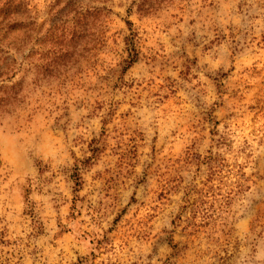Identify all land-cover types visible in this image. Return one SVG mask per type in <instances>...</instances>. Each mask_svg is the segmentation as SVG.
Listing matches in <instances>:
<instances>
[{"label": "rangeland", "instance_id": "1", "mask_svg": "<svg viewBox=\"0 0 264 264\" xmlns=\"http://www.w3.org/2000/svg\"><path fill=\"white\" fill-rule=\"evenodd\" d=\"M0 264H264V0H0Z\"/></svg>", "mask_w": 264, "mask_h": 264}]
</instances>
